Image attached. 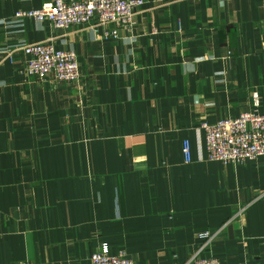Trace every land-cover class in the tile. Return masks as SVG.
<instances>
[{
  "label": "crops",
  "instance_id": "0c3cea01",
  "mask_svg": "<svg viewBox=\"0 0 264 264\" xmlns=\"http://www.w3.org/2000/svg\"><path fill=\"white\" fill-rule=\"evenodd\" d=\"M46 1L0 0V264H264V157L210 160L201 126L264 113V0H145L109 38L16 16ZM45 40L79 81L26 74Z\"/></svg>",
  "mask_w": 264,
  "mask_h": 264
},
{
  "label": "built area",
  "instance_id": "2783aa9c",
  "mask_svg": "<svg viewBox=\"0 0 264 264\" xmlns=\"http://www.w3.org/2000/svg\"><path fill=\"white\" fill-rule=\"evenodd\" d=\"M145 0H47L40 8L21 10L16 16L48 20L55 29L67 30L73 25L106 26L105 36L117 37L120 30H131L136 10ZM114 25L109 28L108 26ZM25 72L38 78H53L59 82H77L81 78L78 56L73 50L56 48L52 40L33 42L23 47ZM254 108L237 117H228L201 126L206 134V149L210 160L224 164L264 157V113L258 109L259 97L254 94ZM186 161L191 160V147L184 141ZM93 264H136L125 252L113 253L107 243L92 254ZM193 264H222L218 258L195 254Z\"/></svg>",
  "mask_w": 264,
  "mask_h": 264
},
{
  "label": "rangeland",
  "instance_id": "374dc122",
  "mask_svg": "<svg viewBox=\"0 0 264 264\" xmlns=\"http://www.w3.org/2000/svg\"><path fill=\"white\" fill-rule=\"evenodd\" d=\"M252 108H254V106H253ZM261 113H262V112H261Z\"/></svg>",
  "mask_w": 264,
  "mask_h": 264
}]
</instances>
